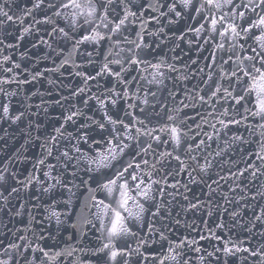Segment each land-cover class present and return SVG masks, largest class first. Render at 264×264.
I'll return each instance as SVG.
<instances>
[{"label": "water", "instance_id": "1", "mask_svg": "<svg viewBox=\"0 0 264 264\" xmlns=\"http://www.w3.org/2000/svg\"><path fill=\"white\" fill-rule=\"evenodd\" d=\"M37 2L0 0V6L12 16V20H8L0 15V80L9 81L0 84L7 93V96L0 93V104H8L10 117L23 113L15 123L10 118L0 119V175L4 176L0 182V259L11 258L10 264H27L23 257L27 256L29 260L32 257L22 249L28 243L54 251L70 246L79 249L82 233H87L90 248L100 245L103 238L91 197L102 199L103 194L96 191L97 185L89 179L90 173L86 169L87 160L104 151V146L92 144L91 138L107 135L97 127V122L106 123L104 112L107 111L125 123L143 119L148 130L155 129L152 137L141 135L139 138L145 147L152 144L149 154L143 157L148 166H142L161 181L153 186L155 200L152 202L160 206V214L153 216L151 213L156 208L152 204L146 205L151 211L146 212L141 223L133 228L136 236L127 237L121 243L139 247L140 252L151 257L167 253L169 243L175 246L185 241L183 259L188 264H262L261 257L251 256L243 249L264 252V161L253 156L254 152L261 151L260 141H264V136L260 133L264 129L251 118L228 128L218 123L220 119L227 122L236 115L232 110L234 102L225 92V89H235L234 94L242 91L227 78L239 63L236 56L252 53L241 52L239 47L233 50L219 37L210 38L206 31L209 23L204 18L209 11L205 9L197 15L192 9L180 7L179 0H129L125 7H131L139 18L130 17L132 23L119 34L118 46L114 43L116 36L113 41L105 40L100 44L87 41L77 44L76 41L90 35L100 21L84 24V17L74 16V11L79 10L63 7L68 0H43L40 7H35ZM106 2L99 0L97 7ZM194 2L199 6L202 0ZM238 3L240 6L235 10L245 12L243 23L247 18L255 19L261 12V9L256 13L244 9L247 0H238ZM169 4H176V12L181 15L169 11ZM112 9L120 11L117 5H112L109 12L113 16ZM141 11L143 15H139ZM57 12L60 15H56ZM60 28L71 39H66L59 32ZM197 28H200L199 32ZM97 30L107 32L102 24ZM124 36L130 41L149 45L138 54L152 64H161L164 80L159 87L140 79L154 71L150 66H147V72L133 71L136 66L127 62L128 52H120V48L134 47L124 42ZM221 42L226 51L218 47ZM251 44L249 40L248 45ZM233 51L234 62L225 63ZM88 52L92 55L88 56ZM105 56L110 61H121L127 70L121 72L125 83L121 84L107 74L96 75L107 63ZM5 57L9 58L7 62ZM16 64L19 67H15ZM144 67L146 65H140L141 69ZM9 68L11 71H7ZM109 68L113 72L120 70L115 63L109 64ZM88 75L96 78L85 82ZM217 85L221 90L212 98L210 93ZM81 88L83 92H80ZM113 90L120 95H114ZM125 91L126 96L123 95ZM198 95L205 96L209 103L201 104L198 98L194 99ZM97 97L105 102L103 109ZM86 100L87 104L84 103ZM112 100L116 101L115 106ZM225 110L229 114L221 116ZM240 111L244 112V109ZM72 112L78 115L72 121H66V116ZM168 114L174 115L176 120L168 121ZM186 116V123H181ZM197 124L201 127L197 128ZM211 124L220 130L219 134L210 127ZM245 124L251 127L246 128ZM175 125L185 131L191 126L199 133L196 140L192 139L193 132L188 133L186 142L193 147L200 139L206 141L192 153L181 151L186 171L178 170L181 166L171 157L164 158L162 164L157 163L161 153L172 151V146L170 143L158 144L153 137L167 140L168 135L162 129ZM135 127L143 130L145 126L137 122ZM85 133L89 144L84 143ZM205 133L213 139L208 140ZM234 135L242 136L243 140H233ZM76 148H80V152ZM65 151L69 158L61 155ZM191 156L196 160H191ZM41 159L44 164L38 163ZM130 159V156L124 158L125 162ZM208 161L211 167H207ZM152 164H156L155 169L149 168ZM197 164L207 167V171H200ZM253 166L259 168L255 177L251 175ZM12 188L18 191L11 192ZM45 188L50 191H44ZM51 211L61 214L62 224L58 225L55 217L49 218ZM92 223L97 227L92 228ZM161 234L167 240L162 241ZM11 244L20 245L21 250L9 248ZM225 245L233 250V254L224 252ZM197 248L199 252L195 251ZM237 248L240 251H236ZM36 256L40 254L36 253ZM74 257L91 260L92 264L97 261L103 264L104 261L103 255H83L79 250ZM70 259H62L60 264H68ZM136 262L158 264V260H145L139 255L133 257L132 264ZM36 264H41L39 259ZM165 264L174 262L169 260Z\"/></svg>", "mask_w": 264, "mask_h": 264}, {"label": "snow or ice", "instance_id": "2", "mask_svg": "<svg viewBox=\"0 0 264 264\" xmlns=\"http://www.w3.org/2000/svg\"><path fill=\"white\" fill-rule=\"evenodd\" d=\"M43 0H38L35 4V7H40V4ZM99 0H68L67 3L63 5L64 8H71L74 11V16L84 17V24H94L96 21H100V24H96V27L91 30L90 35H84L80 40H77L76 43L80 44L85 41L93 44H100L102 41H113V36H116L117 39L114 43L118 46L120 43L119 34L124 28H127L129 23H132L130 17H138V13L133 11L131 7H125L129 4V0H107L105 4H100L97 7ZM112 5H117L120 11L112 9L115 12L113 16L109 12V8ZM179 6L184 10L192 9L197 15H200L202 11L207 9L209 15L204 17L209 23V28L206 29L210 33V38L219 37L221 41H227L231 49L235 50L237 47L241 52H250V55L236 56V60L239 63L236 64V68L232 70L231 75L227 78L232 81L234 85L240 86L242 91L235 93L233 91H228L225 89V92L228 96L232 98L234 102L232 105V110L236 115H234L229 121L220 119L218 123L224 128L230 126L240 125L245 121L251 118L254 121L259 122V127L264 129V0H247V3L243 5L244 9L256 13L257 9H261L260 13H257L256 18H247V22L243 23L246 20L245 12H237L235 9L239 7L238 0H202L199 6L196 5L194 0H179ZM163 7V5H161ZM176 4H169V11L175 12L177 16H180V12H176ZM224 9H229V11H224ZM0 15H3L8 20H12V16L8 14L6 10L0 6ZM56 15H60L59 12ZM139 15H143L141 11ZM240 20L242 23H237L236 21ZM103 25L107 29L106 33H101L97 29ZM76 26V22H73V27ZM203 28V25H201ZM87 31V30H86ZM197 32L200 31V28L196 29ZM59 32L63 34L66 39H71V36L63 28L59 29ZM139 35V34H137ZM124 42L134 45L133 48L127 50L120 48V52L127 51V62L130 65H135L136 68L133 71H143L147 72L148 67L150 66L154 71L149 73V76H141L140 79L146 80L148 84H155L159 87L163 84L164 73L160 71L161 64L156 63L152 64L150 61H147L145 58L139 56V51H142L145 48H148L149 45L139 42L137 40H128L127 36L123 37ZM251 40L252 44L248 45V41ZM244 41V43H240ZM208 41L206 40L205 43ZM2 43V41H0ZM247 45V46H246ZM12 45H9L11 47ZM218 47L221 50L225 49V44L223 42L218 44ZM119 53H117L118 55ZM88 56H91L92 53L88 52ZM233 56H235V51L229 54L225 63L233 61ZM9 58L5 57L7 62ZM105 63L102 66L100 72L96 75L100 76L107 74L109 76H114L121 84L125 83V80L121 77V72L127 71L120 60L110 61L108 57L105 56ZM234 62V61H233ZM247 62V63H245ZM115 63L120 66L119 71L113 72L109 68V64ZM213 63L215 59L213 57ZM140 65H146L143 69L140 68ZM259 65V66H258ZM15 67H19L18 64ZM174 70V69H171ZM11 71V69H7ZM203 71V70H201ZM95 76H85V82L88 80L95 79ZM132 79H136L133 77ZM211 80V76L208 77ZM8 80H0V84L8 83ZM220 86H216L215 90L210 93V97L214 98L220 92ZM84 89L81 88L80 92H83ZM0 93H3L7 96V93L0 88ZM114 95H120L115 93ZM127 95V91L123 93ZM155 95V93H152ZM199 100L201 104L207 105L209 103L208 99L205 96L194 97V99ZM96 99L99 100L97 97ZM147 103V100L144 101ZM87 104V100L84 101ZM100 107L103 109L105 107V102L99 100ZM112 105L115 106L116 101H111ZM183 104V101H181ZM240 106L237 108L236 106ZM186 108L187 105H184ZM244 109V112H241L240 109ZM182 110V109H181ZM143 111V109H141ZM247 113V114H245ZM127 114V113H126ZM229 113L227 110L221 112V116H227ZM23 113L10 117V109L8 104H0V119H11L13 123L18 121ZM78 115L77 112H72L66 116V121H72L74 117ZM208 115H213V113H208ZM104 117L106 123L97 122V127L101 133L107 132V135H101L98 139L91 138V143L94 145L104 146L103 152H97L95 157L87 160L88 168L86 171L90 173L89 179L93 180L97 187L96 191H99L103 194L102 199H97L95 196L91 197L92 206L96 209L94 215L96 220L99 222V230L102 236V241L100 245L96 248L89 247V240L87 233H82L80 236V243L82 247L77 249L76 247H66L59 251H54L52 248H45L39 244L33 246L31 243H28L23 246V251L30 253L32 259L29 260L27 256L23 257L27 264H36V261L39 259L41 264H60L62 259L71 258L68 261V264H92V261H83L78 257H74V253L78 250L83 255H95V256H104L103 264H132L133 257L139 255L142 259L158 260V264H165V261L174 262V264H181L185 253L183 249L185 247V241H180L179 243L172 246L169 243L167 253L164 255H152L151 257L145 256L144 253L140 252V248H132L127 243H121L125 241L127 237L136 236V232L133 231V228L139 225L146 212L151 211V208L146 207L148 204H152L155 200L154 194V185H159L160 180L154 178V174L151 170L145 171L143 166H148L147 159L143 157L148 155L152 149V144L148 143L147 147L140 143V136L147 135L152 137L153 131L155 129L148 130L147 125L143 119L139 121H131L125 123L123 119L119 117L113 118L108 114L107 111L104 112ZM239 117V118H237ZM203 118V117H202ZM194 119V118H193ZM168 121H175L176 117L174 115H167ZM187 116L185 119L181 120V123H186ZM144 125V129L135 127V123ZM195 122V121H194ZM108 125L112 127L109 128ZM201 127L197 124V128ZM217 134H219V129L216 128L215 124L210 125ZM246 128H250V125L245 124ZM134 128V132H133ZM167 135V140H161L160 136H155L153 139L158 144L170 143L172 146V151L167 153H161V160H158L157 163H163L164 158L171 157L181 166L178 170H185L184 160L181 158V151L185 153H192L196 148H199L201 145H204L206 141L200 139L193 147L192 144L187 143V137L189 132H193V140H196V136L199 133H195V130L191 127H187V131L182 129L179 125L175 126H165L162 129ZM60 132V129L56 130ZM260 135L264 136V132H261ZM205 136L208 140L213 139L211 135L205 133ZM55 140V137L52 138ZM233 140L242 141L243 137L239 135H234ZM246 142V141H245ZM84 143L89 144V138L85 133ZM261 151L254 152L253 156L264 161V141H260ZM77 152H80V148H76ZM49 155L51 151L49 150ZM65 158H69L68 152L65 151L61 153ZM130 156L131 159L125 162L124 158ZM137 157L140 159L138 160ZM191 160L195 161L196 157L191 156ZM171 161H169L170 163ZM39 164H44V160L41 159L38 162ZM143 165V166H142ZM196 167H199L200 171L206 172L207 167H211V162H207V167L204 165L197 164ZM150 169H155L156 164L149 166ZM254 170L251 175L255 177L259 168L253 166ZM195 170V169H194ZM243 172L240 173L243 176ZM264 174V173H262ZM47 175V173L45 174ZM103 176V179L100 178ZM4 176L0 175V182H3ZM195 178L193 177V181ZM87 183V181H84ZM17 188H12L11 192H17ZM44 191H50V188H45ZM70 192L71 189L69 188ZM255 199V197H253ZM156 208V211L152 212L153 216L160 214V206L158 204H152ZM193 208L196 205H192ZM60 213L56 211H51L50 216L56 218L57 224H62L63 221L60 219ZM257 220H260V217H256ZM107 221V223H105ZM131 221V223H130ZM91 223V222H90ZM75 227V225H73ZM92 228H96L95 223L91 224ZM203 239V237H201ZM24 239V237H20ZM44 239V237H40ZM160 239L162 241L167 240V237L161 234ZM146 243V241H142ZM9 248L15 250H21V246L17 244L9 245ZM163 245L161 246V250ZM246 252H250L251 256L261 257L262 264H264V252H259L257 250L243 249ZM195 251L199 252L200 249L197 248ZM219 251V249H217ZM236 251H240L239 248ZM224 252L226 254H233V250L227 245L224 247ZM36 253H39L40 256L37 257ZM211 256L212 253H209ZM10 259H0V264H10ZM97 264H101L100 261H97ZM139 264V262H136ZM183 264H188L186 259H183Z\"/></svg>", "mask_w": 264, "mask_h": 264}]
</instances>
